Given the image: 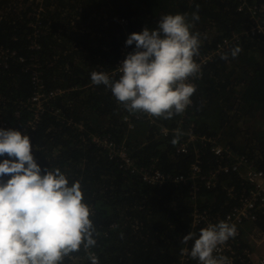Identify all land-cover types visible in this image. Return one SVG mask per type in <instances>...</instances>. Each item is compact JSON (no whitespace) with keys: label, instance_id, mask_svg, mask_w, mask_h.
<instances>
[{"label":"trees","instance_id":"obj_1","mask_svg":"<svg viewBox=\"0 0 264 264\" xmlns=\"http://www.w3.org/2000/svg\"><path fill=\"white\" fill-rule=\"evenodd\" d=\"M150 1L0 0V114L11 128L29 133L42 174L59 168L69 184L80 182L96 228L95 247L87 252L81 247L64 264H91L89 253L98 264H198L182 251L190 252L194 240L184 244L182 237L189 232L198 237L211 220L218 223L252 186L232 170V163H225L227 153L215 155L212 142L246 155L264 170V13L263 31L252 34V20L246 9H238L239 0ZM163 1L187 13L192 32L200 36V53L218 51L228 41L204 66L185 118L211 140H198L186 153L177 151L181 133L173 144L177 133L161 131L176 127L182 114L171 119L134 116L110 89L91 82L93 71L119 78L113 70L122 49L135 50V43L126 45L127 37L152 24L143 17L150 7L160 11ZM248 3L262 5L264 0ZM162 16L156 13L157 22ZM237 47L241 51L233 57ZM33 77L46 93L64 90L47 100L37 119L25 106L37 89ZM254 112L259 117L251 124L248 116ZM95 136L125 147L133 164L112 157ZM219 159L230 172L220 170L212 178ZM196 161L200 171L192 169ZM145 169L166 177L145 181ZM179 176L183 180L175 179ZM256 214L232 238L238 243L233 254L226 253L231 264H251L244 251L253 249L245 233L264 235V208Z\"/></svg>","mask_w":264,"mask_h":264},{"label":"clouds","instance_id":"obj_2","mask_svg":"<svg viewBox=\"0 0 264 264\" xmlns=\"http://www.w3.org/2000/svg\"><path fill=\"white\" fill-rule=\"evenodd\" d=\"M192 19L198 20V13ZM192 27L183 14H165L156 28L131 33L125 43H135V50L120 62L119 78L93 71L92 84L110 89L131 114L162 119L183 114L196 91L189 78L201 70L194 59L200 55L201 40ZM240 51L237 47L231 54ZM5 154L11 159L0 161V264H64L81 247L86 252L95 247L96 228L80 182L69 184L59 168L42 174L29 136L18 130L0 128V156ZM236 235V226L221 220L202 228L198 237L184 235L181 243H194L190 252L182 251L199 264H229L227 257L214 252ZM89 259L98 264L95 255L89 253Z\"/></svg>","mask_w":264,"mask_h":264},{"label":"built area","instance_id":"obj_3","mask_svg":"<svg viewBox=\"0 0 264 264\" xmlns=\"http://www.w3.org/2000/svg\"><path fill=\"white\" fill-rule=\"evenodd\" d=\"M240 3L238 5V9L244 10L246 9V12L249 15V18L252 20L253 27L251 28V33L255 34L257 32L263 31V19L262 14L264 13V4L258 5V4H249L248 0H239ZM237 37V36H236ZM228 41L225 40L224 44H227ZM224 44H220L218 46V51H212L207 54H202L198 57H195L194 59L198 64L201 65L200 72L194 76L189 78V82L194 84L196 86L197 79L200 78L203 74V68L204 66L212 61L215 54L220 53L221 49H223ZM128 54V48L124 47L122 49V55L120 59L117 62V67L115 70H113L114 74H120L118 71V66L120 62L126 57ZM38 78V77H37ZM34 82L36 83V91L35 94L29 99L27 104V108H30L34 112V116L37 119L38 115L44 112L45 109V103L47 100L51 99L52 97L59 95L63 93L64 90L56 89L53 91H50L46 93L44 91V86L41 84L39 85V80H37L35 77H33ZM1 94H0V105H1ZM192 103L186 108L185 112L182 114V118L178 125L174 128H162L161 131L165 134H168L170 132L174 133H181V139L182 141L178 144L177 151L181 153H186L191 146H194L195 142L198 140H201L204 142L205 140H211L210 137H207L205 134H201L196 132L195 128L196 125L194 122L191 124L189 121H186L185 118L189 115V110L193 106V98L191 97ZM134 116L137 117H145L148 119H151V117L147 116L143 113H136ZM125 120L128 121L129 118L125 117ZM33 122L29 121V124L31 125ZM132 127V125H131ZM0 128L3 129H13L11 126H9L6 121L3 119V117L0 114ZM22 134H26L29 136V133L24 129H17ZM94 140L99 144L105 147L108 151V154H110L112 157L117 156L125 159L126 166L130 167L131 162L133 164V161H130V158L128 156V153L126 151V148L123 146H118L116 143L110 141L107 138H100L98 136L94 137ZM216 140V139H215ZM214 140V141H215ZM213 143L212 150L214 151L215 155L223 156L225 153L228 154V158L225 161V163H232V170L238 171L240 175L247 179V182L251 184V188L247 193L242 195V197L239 200V203L235 205L232 210L223 218L219 219L220 221H226L230 224H234L237 229V235H239L242 227L246 223L245 221L253 222L257 218L256 212L259 209L264 208V170H258L254 167L253 162L244 154H238L236 152L231 151L230 148L227 146L225 147L226 150L222 147V145L217 144L215 142ZM212 151V152H213ZM225 152V153H224ZM4 159H11L7 156V154L4 155ZM2 160V161H3ZM218 166L213 170L212 172V178L216 177V173L220 170H224V172H230L229 166H222V161L219 159ZM137 168L136 166L133 167V170ZM192 169L194 171H200L201 168L199 167L198 161H196ZM166 176L159 170L151 171V170H143V179L148 182H157L162 181ZM8 176H5L3 179H8ZM175 179L183 180L182 176L175 177ZM201 219H208L207 216L203 215ZM210 224H214L213 221H210ZM209 224V225H210ZM238 243V239L233 240L230 238L225 244L218 246V249L216 252H214V255L217 256H225L229 258V254H233L235 252V244ZM229 253V254H226ZM247 258H249V261L251 264H264V254L260 256L259 260L257 262H252L251 256L252 251L248 248H245L244 251ZM229 264H231V261H228ZM199 264V263H198Z\"/></svg>","mask_w":264,"mask_h":264},{"label":"rangeland","instance_id":"obj_4","mask_svg":"<svg viewBox=\"0 0 264 264\" xmlns=\"http://www.w3.org/2000/svg\"><path fill=\"white\" fill-rule=\"evenodd\" d=\"M150 2L154 3L153 0H151ZM155 4V3H154ZM171 2L170 1H163V5L160 8V11H156L155 7H150L151 8V13H148L147 16L143 17L144 21L150 22L152 24L150 25H144V27H148V26H153L154 24L158 23L157 22V18H156V13H159L161 15H165V14H178V10H175L174 8L170 7ZM192 5V3L190 2L188 4V6L190 7ZM190 10V8H188V11ZM192 12V10L190 11ZM183 15L187 16L186 12H182ZM252 116V118H251ZM259 115L258 113L254 112V115L251 113V115L248 116L249 119H251V124H254L257 119H258ZM247 230V229H246ZM245 230V231H246ZM264 235L258 233L256 230L255 231H249V229L246 231L245 236H244V240L247 241L250 245V247L253 249V253L251 256V260L252 262H257L260 258V256H262L264 254Z\"/></svg>","mask_w":264,"mask_h":264},{"label":"crops","instance_id":"obj_5","mask_svg":"<svg viewBox=\"0 0 264 264\" xmlns=\"http://www.w3.org/2000/svg\"><path fill=\"white\" fill-rule=\"evenodd\" d=\"M262 240H264V239H262Z\"/></svg>","mask_w":264,"mask_h":264}]
</instances>
